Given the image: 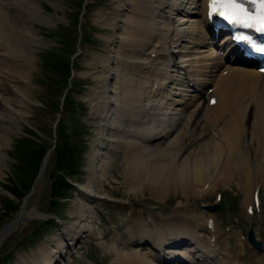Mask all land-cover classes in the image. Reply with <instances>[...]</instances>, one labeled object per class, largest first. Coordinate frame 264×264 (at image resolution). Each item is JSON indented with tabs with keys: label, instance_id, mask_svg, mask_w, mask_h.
Instances as JSON below:
<instances>
[{
	"label": "bare ground",
	"instance_id": "obj_1",
	"mask_svg": "<svg viewBox=\"0 0 264 264\" xmlns=\"http://www.w3.org/2000/svg\"><path fill=\"white\" fill-rule=\"evenodd\" d=\"M206 3L111 0L117 10L115 17L96 14L97 22L111 25L121 34L116 37L118 43L115 37L110 41L113 56H97V62L106 66L101 75L103 94L105 99L112 94L113 99L102 109L91 108L90 119L99 130L89 155L88 177L77 189L80 199L70 212L73 223L62 232V239L69 241L68 249L80 233L91 231L88 225L79 228L92 218L89 204L110 200L103 189L109 177L117 180L111 173L115 169L123 177L120 183H110L127 187V193L146 184L150 191L161 194L173 193L175 181L182 182L185 189L191 190L195 184L206 192L223 174L234 172L242 183L238 188L242 213L253 214L254 207L259 208L253 179L264 175V74L249 65L242 66L245 63L240 59L227 58L233 51L229 38L216 43L205 20ZM41 10L35 0H0V182L12 136L22 131L21 124H26L32 113V99L41 94L34 84H44L34 70L38 56L35 47L40 40L27 27L39 19L52 24ZM215 43L223 54L213 49ZM118 44L122 46L114 50ZM169 44L174 51L169 52ZM173 53L179 56L178 62L168 60ZM42 61L43 65L50 62L49 55L44 53ZM109 65L115 68L113 73ZM85 74L100 78L93 69ZM229 101L235 103L230 112ZM251 112L250 128L245 133L242 124L251 118ZM211 113L218 114L217 134L206 128ZM175 115L178 120H167V116ZM192 146L201 148L202 155L193 152ZM49 158L50 153L43 160L38 182ZM110 183L107 191L114 194L116 189ZM4 193L0 186V195ZM39 215L24 202L19 213L0 230V237L14 232L12 229L25 221L44 218ZM209 218L195 231L176 230L168 244L157 239L160 235L154 219L132 220L124 235L116 239L122 248L112 246L115 264H237L215 243L219 235L217 229L208 228L212 224ZM263 221L264 212L258 224ZM202 238L209 243L204 245ZM52 241L39 252L20 256L17 264H58L66 247L61 238L53 237Z\"/></svg>",
	"mask_w": 264,
	"mask_h": 264
},
{
	"label": "rangeland",
	"instance_id": "obj_2",
	"mask_svg": "<svg viewBox=\"0 0 264 264\" xmlns=\"http://www.w3.org/2000/svg\"><path fill=\"white\" fill-rule=\"evenodd\" d=\"M35 2L42 8V15L52 21V24L47 25L39 19L32 25H27L40 40L39 45L35 47L38 56L34 70L36 78L44 84H34L41 94L32 99L30 118L26 124H21L22 131L12 136V143L7 148L9 151L5 159L6 168L3 169L4 175L0 182L5 192L0 195V230L19 213L24 202H28V209H36L40 215L47 218L25 221L5 237L0 244V264H17L20 256H30L32 251L39 252L43 246L52 245L53 237L58 240L61 238L65 247L66 242L69 243L68 240L62 239V232L67 231L73 223L70 212L74 202L80 199L77 189L88 177L89 155L99 130L97 124L90 119L91 108L102 109L105 102L113 99L112 94H108L107 99L103 94L104 82L101 75L106 66L97 62V56H113L114 53L109 51L110 41L115 37L118 43L119 39L116 37L121 32L113 29L111 25H105V22H97L96 19L98 12L115 17L117 10H114L111 0ZM120 45H114L113 49L116 50ZM169 45V52L174 51V46ZM214 48L216 49L215 46ZM51 49L55 50L56 57ZM44 53L49 55L51 61L43 65ZM168 60L178 62L179 56L173 53ZM108 67L110 73H113L115 68L112 65ZM92 69L99 73L100 78L84 75ZM111 84L112 82L109 83L108 89H111ZM213 86L214 84L208 88V94ZM229 102L228 112L235 105L234 101ZM191 110L189 109L188 113ZM217 115L209 114L206 126L215 134L218 133L219 124ZM168 118L178 120L179 117L175 115L167 116V120ZM251 120L252 112L251 118L242 124L245 133L250 128ZM14 146L15 153L12 154ZM64 146L73 151L72 165L66 172L61 170L63 165L60 164L64 157L57 155V149ZM192 147L193 152L202 155L201 148ZM41 148L46 151L38 167H35V157ZM49 153V162L42 179L36 182L44 156ZM111 173L117 180L109 177L107 186L111 181L120 183L123 177L116 169ZM63 175L66 176L69 186L56 187L57 178H63ZM144 178L143 176L142 180ZM253 180L258 187L260 206H255L253 214L247 215L242 213L240 206L242 195L238 188L242 183L234 172L223 174L206 192H202L195 184L191 190L185 189L182 182L175 181L173 193L152 192L146 184L127 193V187L112 182L110 184L116 192L109 193L108 187L105 186L103 191L108 194L106 197L110 200L92 201L89 204L93 207L90 209L93 214L89 215L92 218L79 226L80 228L88 225L91 231L80 233L79 238L72 241V246L64 249L58 264H115L116 257L112 246L117 250L122 248L121 244L116 242L117 237L124 235L132 220L141 218L144 221L147 217L154 219L156 232L160 235L157 239L166 240V244L175 238L176 230L195 231L204 227V221L210 217L212 224L209 229H217L216 235H219L215 243L233 262L253 264L252 261L261 260L258 264H264V221L258 224L264 212V175L255 176ZM10 185L12 186L7 188ZM10 189L17 193H12ZM214 204L219 205V211L215 214L201 209L203 205ZM250 230L261 243V253H257L247 244L246 235ZM152 239L155 240L154 236ZM202 242L204 245L209 243L206 238H202Z\"/></svg>",
	"mask_w": 264,
	"mask_h": 264
},
{
	"label": "snow or ice",
	"instance_id": "obj_3",
	"mask_svg": "<svg viewBox=\"0 0 264 264\" xmlns=\"http://www.w3.org/2000/svg\"><path fill=\"white\" fill-rule=\"evenodd\" d=\"M217 16L233 26L264 33V0H208V18L211 20ZM233 38L238 42H247L255 51L264 53V46H258L244 33H236Z\"/></svg>",
	"mask_w": 264,
	"mask_h": 264
},
{
	"label": "trees",
	"instance_id": "obj_4",
	"mask_svg": "<svg viewBox=\"0 0 264 264\" xmlns=\"http://www.w3.org/2000/svg\"><path fill=\"white\" fill-rule=\"evenodd\" d=\"M54 57H56V53H54ZM46 149L45 148H41L37 153H38V156L36 155V166L35 167H38V163L40 161V159L42 158L43 154L45 153ZM57 151H59V154H57L58 156L61 155L62 157H64L63 161L60 163L61 165V170L63 172H66L70 169V165H72V160H73V157H72V149L64 146L63 148H58ZM29 152V151H28ZM26 156V154H25ZM20 158H21V155H20ZM64 176V175H63ZM66 176H64L63 178H60L58 177L57 178V182H56V187L59 186V188H67L69 185L66 183ZM10 191L12 193H17L15 192L14 190H11ZM50 223V222H48ZM48 223H44L46 225H48Z\"/></svg>",
	"mask_w": 264,
	"mask_h": 264
},
{
	"label": "water",
	"instance_id": "obj_5",
	"mask_svg": "<svg viewBox=\"0 0 264 264\" xmlns=\"http://www.w3.org/2000/svg\"><path fill=\"white\" fill-rule=\"evenodd\" d=\"M43 169H44V167H43V162H42V164H41V166H40V170H39L38 176L36 177V182H37V180H38V178H39V176H40V173L43 171ZM202 209L205 210V211H207V212H209V213H215V212H217V211L219 210V207H218L217 205H214V206H203ZM12 230H15V229H12ZM9 233H11V231L8 232V233H7V232L4 233V234L0 237V244H1L2 240H3L6 236L9 235ZM247 239H248V243L251 245V247H252L253 249H255L257 252H262L263 249H262L261 243H260V242H257V241L255 240V237H254V233H253V231L250 230V231L248 232Z\"/></svg>",
	"mask_w": 264,
	"mask_h": 264
}]
</instances>
